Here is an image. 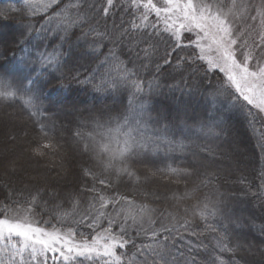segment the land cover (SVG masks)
<instances>
[{
    "label": "snow or ice",
    "instance_id": "snow-or-ice-1",
    "mask_svg": "<svg viewBox=\"0 0 264 264\" xmlns=\"http://www.w3.org/2000/svg\"><path fill=\"white\" fill-rule=\"evenodd\" d=\"M24 4L21 11L27 21L14 46L27 54L21 60L32 66L31 72L22 80L0 73V102L23 100L25 107L36 115L38 97L31 86L46 73L64 78L68 62L62 49L73 43L80 57L87 55L96 63V69L86 70L90 74L81 80L78 57L68 69L73 81L90 85L98 94L128 92L129 98L126 107L102 109L94 114L89 122L91 131L75 133L92 165L83 169V175L91 180L81 189L90 194L87 199L82 201L79 193L68 194L72 211L63 212L62 216L70 219V223L58 220V226L44 227L42 224L47 221L35 219L41 209L40 189L26 197L21 192L23 199L10 198V203L0 205V264H225L220 254L227 251L234 255L236 251L225 243L227 228L230 224L241 226V219L229 214L225 194L214 183L220 179L219 172L211 167L206 156L187 169H170L176 182L191 181L181 195H174L177 203L171 206V211L157 209L144 200L137 202L118 191V182L125 175L139 182L140 178L130 168L134 158L160 151L183 152L189 148L185 141L201 132L220 135L210 126L212 114L191 120L185 107V115L173 120L164 111L153 108L152 98L162 95L161 85L156 83L158 76L145 83L139 72L129 70L121 60L123 53L119 46L131 39L130 29L149 36L144 41L148 46L135 52L143 61L142 67L148 69L155 49L150 37L167 34L173 43L170 51L165 50V64L171 63L169 57L177 49L198 50L188 57L178 56L177 64L205 62V74L223 73L226 80V84L210 93L213 99L222 95L231 101L242 98L258 114H264V3L256 6L249 0H125L121 4L120 0H105L99 9L85 0H24ZM118 5L133 15L139 13V23L132 20L129 27L98 30L92 22L95 12L108 17ZM38 13L42 15L34 23ZM7 18L8 12L0 11V19ZM37 26L40 32L51 34L56 44L52 51L37 50L35 54L29 51L30 37ZM160 70L157 61L155 73ZM181 110L176 111L179 114ZM39 133L35 154L58 153L59 142L43 124ZM177 136L181 138L176 139ZM11 168L15 170L14 162ZM205 188L209 191L205 192ZM261 189L264 178L257 192L246 191L245 195L259 198L264 195ZM49 195L55 197L58 193ZM185 204L188 206L181 212ZM61 207L56 205L58 210ZM196 218L217 233V245L212 251L199 240L202 233L190 229L191 220ZM218 218L228 221L224 233L209 223ZM77 226L90 229V235L79 232ZM260 231L264 233V225ZM217 249L219 254L213 255Z\"/></svg>",
    "mask_w": 264,
    "mask_h": 264
},
{
    "label": "trees",
    "instance_id": "trees-1",
    "mask_svg": "<svg viewBox=\"0 0 264 264\" xmlns=\"http://www.w3.org/2000/svg\"><path fill=\"white\" fill-rule=\"evenodd\" d=\"M7 1L15 5L24 3V0ZM85 3L95 5L96 9H99L105 3V0H85ZM120 3L124 4L125 0H120ZM40 16L41 14L37 15L33 22L35 23V20H38ZM12 20H15L16 23L17 21L22 23L27 21V18L23 16L22 11L17 10L13 15L9 12L7 19H0V21L8 23ZM132 20H136L139 23V13L133 15L129 10H122L120 5H118L110 11L108 17H104L98 11L95 12V19L92 22L98 30L103 32L105 29L112 30L114 26L123 25L124 27H129ZM152 31L151 28L148 29L149 33ZM8 33L10 32L0 33L1 42L4 43L5 36ZM17 35L19 36V34ZM130 36L131 39L126 40L124 44L119 46L120 51L123 53L120 58L128 66L129 70L139 72L145 83L148 80H152L154 75L158 76L156 83L161 85L160 91L162 95L154 96L151 100V106L157 110L164 111L169 116V119L173 120L178 115H185L183 110L185 107L187 117H190L191 120L205 119L209 114H212V119L209 122L210 126H214L220 135H206L201 132L198 135H193L191 140L185 141L189 148L183 152L169 151L165 153L160 151L134 158L130 161V168L140 178L139 182L134 177L129 178L125 175L118 182V191L128 195L129 198L136 199L137 202L144 200L145 202H151L152 206L157 209L163 210L167 208L171 211L173 210L171 206L177 203L174 195H181L184 192L186 183L190 186L191 181L180 180V182H176V178L171 176L170 169H187L205 156L213 165L218 159L223 160L221 152L229 151L232 143H235V141L232 142L231 140L233 139V134L238 138L241 137V134H244V142L248 143V149L245 146H240V144L237 147H245V155L249 160L244 161L241 157L240 159L237 158L238 162L242 163V168L236 171L237 174L235 176L228 174L225 177V175L223 176V174L219 173V181H214V183L218 184L220 191L225 194L229 214L241 219V226L237 227L235 224H230L227 228L225 243L228 247L236 249L235 254L233 255L232 252L226 251L220 255L225 264H252L245 252H253V249H255L258 255L261 256L259 258L264 260V233L260 231L261 226L264 225V195L259 198L251 194L245 195L246 191L250 193L257 192L262 178H264L263 117L241 98L238 101H231L227 95H222L213 99L210 93L226 84V80L219 72H207L205 74L204 69H206L207 65L203 61H196L194 64L186 62L177 64L178 56L188 57L198 50L194 48L177 49L176 53L169 57L171 63L165 64L163 60L165 50L168 49L170 51L173 42L167 39V34L159 37L153 35L150 37L152 44L155 45L152 63L148 69H144L142 67L143 61L136 57L135 52L142 47L148 46L144 41L149 39V36L143 32H135L131 29ZM30 40L31 43L28 47L33 54L37 50L50 52L56 46L51 34L40 32L39 26H37V31L32 33ZM130 47L132 49L131 52L129 51ZM62 50L65 53L64 59L68 62L67 67L64 69V78H61L57 73H46L40 76L36 83L31 86L33 94L38 97L37 104L39 108L36 110V115H32L31 111L25 107L23 100L0 102V113H4L5 110H12L14 114L12 113L11 116H20L25 121L26 126L23 129L26 131L24 137L28 140L26 144L27 158L45 166V164L54 162L57 157L65 152L76 160V162L72 163V169H70L68 174L70 186L69 184H63L57 189L52 183L34 184L35 182H33V185L29 181H26V185H23L25 186L23 188L18 183L10 186L4 184L3 188L0 186V205L5 202L10 203V198L23 199L20 196L21 192L26 197L29 192H34L36 189L42 190L41 209L35 219L37 221H47L46 224H42L44 227H49L50 225L58 226V220L71 222L70 219L62 216L63 212L72 211V204L69 202L68 194L79 193L82 201L90 195L82 192L81 189L86 184L91 183L90 178L83 175V169L90 167L92 161L81 150L75 136L76 131H91L89 122L94 114L102 109H121L126 107L129 98L128 92H122L118 95L111 93L98 94L91 89L90 85L73 81L68 69L76 64L78 57L79 65L77 66H80L81 80L90 74L86 70L96 69V63L87 55L80 57L75 43L71 47L65 44ZM22 55L27 54H22L18 48H15L14 43L9 47L3 46L0 50V73L13 80L24 79L31 72L32 66H26V63L21 60ZM157 61L161 65L159 73H155V62ZM32 75L35 76V73H32ZM232 93L234 96L236 95L233 90ZM234 104L235 106H233ZM177 108L182 109L179 114L176 111ZM71 113L78 115V124L75 123L74 126H70L67 131L68 137L64 138L58 135L63 128L61 126L57 127L56 123H59L58 120L60 118L66 117ZM153 114L155 115V113ZM41 124L45 126L49 135L54 136L59 142L58 153L48 152L47 155L39 156L33 151L38 146L37 141L40 138L39 128ZM32 135L34 136L33 138H31ZM180 138L179 136L176 137V139ZM11 139L17 140L14 136L9 141ZM205 148L210 149L211 152L204 151L203 149ZM44 151L47 152L48 150ZM194 152L198 155L193 156L192 153ZM78 158L81 161L77 164ZM224 162L227 163L226 161ZM2 170H4V166L1 164V174ZM148 172L152 173L151 179L147 176ZM97 187L100 186L97 185ZM236 187L240 189L239 192H235ZM204 191L207 192L209 189L205 188ZM260 191L264 192V189ZM51 192L58 193V195L55 197L50 196L49 193ZM45 201L47 202L46 205L44 204ZM57 204L62 206L59 210L56 208ZM186 206L188 205H183L180 211L182 212L183 207ZM209 223L213 224L219 233H224L225 225L228 224V221L218 218L209 221ZM190 229L197 233H202L199 240L208 246L209 251L216 247L217 233L209 230L205 225V221L199 218L191 220ZM77 230L83 232L85 236L90 235V229L87 227L77 226ZM190 239L195 240L196 238L191 237ZM217 254H219L218 249L213 252V255ZM200 255L205 254L201 253Z\"/></svg>",
    "mask_w": 264,
    "mask_h": 264
},
{
    "label": "rangeland",
    "instance_id": "rangeland-1",
    "mask_svg": "<svg viewBox=\"0 0 264 264\" xmlns=\"http://www.w3.org/2000/svg\"><path fill=\"white\" fill-rule=\"evenodd\" d=\"M11 3L12 2H9L7 0H0V11H6L8 13L10 12L13 15L15 11H12V9L21 11L25 8L24 3L19 5ZM249 3H251L252 5L259 6L264 3V0H249ZM40 14L42 15V13H38L37 15ZM25 23L26 21L22 23H20V21H17L16 23L15 20L9 21V23L0 21V33H6L5 31L10 32L8 33V35L5 36L4 43L0 40V50L3 46L9 47L14 43L15 38H17L18 36L17 34H19L20 29L23 28V25ZM221 74L223 75V73ZM254 110L257 112L256 109ZM12 113L14 114L12 110H5L4 113H0V165L2 164L4 166L2 174L0 173V176H2V178H0V186L3 188L4 184L10 186L12 184L14 185V183H18L19 185H22L23 188L25 187L23 185H26V181H29L30 184H33V182H35L34 184L52 183V185L57 189L60 188L63 184H69L70 186L71 183H69L68 174L70 169H72V163L76 162V160L73 159L70 154H66L64 152L63 155L57 157L54 162L45 164V166L44 164H39L35 163L34 161H31L29 158H27L28 155L26 144L28 140H26L24 137L26 131L23 129L26 126L24 123L25 121H23V118L20 116H11ZM259 115L262 116L264 119V114ZM77 118L78 115H76V113H71L66 117L60 118V120H58L59 123H56V126H61L63 130L59 132L58 135L67 138L68 128L70 126H74L75 123L78 124ZM12 136L16 137L17 140L11 139V141H9ZM240 136L241 137L238 138L233 134V139L231 140L232 142L235 141V143H232L229 151L227 150L221 152L223 160L226 161L228 164L225 163L223 160L218 159L215 164L211 165L212 168L218 170V172L220 174H223V176L225 175V177L228 176V174L235 176L237 174V169L242 168V163L238 162L237 158L240 159L241 157L244 159V161L249 160V158L246 157L244 150L245 147L248 149V143L246 144L244 142V134H241ZM33 137L34 136L32 135L31 138ZM239 144L240 146L245 147H237ZM79 161L81 160L78 158L77 164L79 163ZM13 162L15 164L14 171L11 168ZM147 176L151 179L152 173L148 172ZM235 189V192L240 191V189L237 187ZM245 253L250 258V263L263 264L264 260L259 258L261 256L258 255L255 249H253V252L246 251Z\"/></svg>",
    "mask_w": 264,
    "mask_h": 264
},
{
    "label": "bare ground",
    "instance_id": "bare-ground-1",
    "mask_svg": "<svg viewBox=\"0 0 264 264\" xmlns=\"http://www.w3.org/2000/svg\"><path fill=\"white\" fill-rule=\"evenodd\" d=\"M6 32V31H5Z\"/></svg>",
    "mask_w": 264,
    "mask_h": 264
}]
</instances>
